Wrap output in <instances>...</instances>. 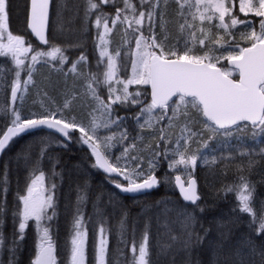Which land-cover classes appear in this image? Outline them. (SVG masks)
<instances>
[{
    "label": "snow or ice",
    "instance_id": "snow-or-ice-1",
    "mask_svg": "<svg viewBox=\"0 0 264 264\" xmlns=\"http://www.w3.org/2000/svg\"><path fill=\"white\" fill-rule=\"evenodd\" d=\"M173 3L177 6V16L180 18L175 37L171 36L166 27L167 9ZM237 3L239 13L244 17L259 18L258 30L252 20L233 15ZM106 5L115 9L114 15L104 10L103 6ZM9 7L10 0H0V58L11 62L12 67H6L8 73L15 69L14 79L4 81L10 88L12 106L5 111V129L0 131V155L19 136L40 129L49 131L46 134L48 139L40 140L39 155L33 163H30V147L18 154L17 164L22 159L29 173L24 193H16L19 206L14 205L12 209L14 224L16 217H19V235L14 233L11 245L7 246L10 253L7 264H13L14 253L20 246L19 241L24 239L29 221H34L39 239L32 264H62L51 234L54 227L51 222L59 216L55 197L57 185L51 179L46 183V175L41 166L48 149L54 143L67 147L73 140H78L90 149L91 157L94 158L91 166L107 174L106 179L121 193L135 196L149 192L162 183H171L172 179L167 173L163 177L156 175L162 162H167L169 171L173 173L178 168L182 169L181 174L175 175V187L183 201L195 207L191 211H176L172 223L179 224V235H170L171 228L165 222V227L169 229L166 234L170 235L171 243L164 245L161 254L166 256L168 249L177 244L190 250L192 246L202 243L203 237L195 231L197 217L194 214L196 210L204 211L197 203L201 199L195 178L198 160L211 169L218 159L227 158L223 150L217 156L215 149L210 147V142L218 136L225 138L220 142L221 149L232 147L229 138L237 132L250 130L257 144L261 143L258 138L264 137V0H85L81 39L86 36L88 21L94 15L93 27L98 30L96 47L100 57L97 70L88 73L78 71V65L88 64V57L84 53L64 71V65L69 63V56L65 54L67 49L81 46L80 39L72 44L57 43L60 39H67L59 26L66 7L65 0L56 3L54 0H30L27 28L45 48L34 45L31 40L10 30ZM50 10L54 11L56 17L52 22L51 34ZM214 21L218 23L213 24ZM118 24L126 26L122 29L121 45L114 52H109L108 38ZM238 25L244 27L239 32L230 31ZM157 27L159 32L156 31ZM213 28L223 29V35L213 34ZM132 44L134 49L130 47ZM101 64L104 66L102 70L99 67ZM129 64L130 75L121 76V71L127 73ZM38 65L64 71L65 76L73 73L87 77L83 95L90 97L93 102L89 105V122L77 119L72 113L70 100L61 108L22 116L16 102H22L29 85H35L33 73L38 71ZM22 72L26 73L23 80ZM131 86H135L133 91H129ZM100 87L107 90L106 101L98 94ZM148 97L150 101L145 103ZM113 105H140L139 112L133 117L139 129L141 132L154 129V138L164 142L163 148L157 143L156 150L148 159L147 169L142 166L143 159L133 154L137 147L135 139L141 137L138 134L125 145L124 142L129 139L128 130L124 126L126 117L116 115ZM65 109L68 110L67 114ZM96 113L103 119L98 120ZM141 117H144L142 123ZM164 121L167 123L162 124ZM176 125L180 127V135L173 142L168 129ZM197 125L202 127L197 128ZM169 143L174 146L169 148ZM193 143L198 145L194 150L191 149ZM116 147L122 149L119 155L111 152ZM252 153L264 158V146L240 152V155L249 157V167L254 163ZM228 155L231 156V152ZM113 174L122 179L114 178ZM58 175L60 173L53 166L52 176ZM238 179L239 183L226 186L223 191L236 193L238 204L232 209L233 213L247 214L251 218L248 221L249 228L256 236H262L264 201L260 202L257 210L254 204L255 185L246 176L241 175ZM123 181H127V184ZM8 190V166L5 165L3 174H0V225L7 211ZM77 192L76 208L70 223V247L66 241L64 262L89 264L88 228L80 207L87 200V181L77 187ZM114 195L109 196L110 204L114 203ZM171 211L167 206L164 209L166 216ZM239 219L236 216L230 222ZM123 227L124 219L121 220ZM222 237L227 239V233H223ZM2 247L6 245L3 233L0 232ZM219 247H223V242ZM244 247L248 248L247 257L237 248L232 254L236 257L235 264H256V256L260 257L259 264H264V249L258 248L251 239L244 242ZM131 253L130 259H117L124 257L122 249L114 250L110 256L108 235L101 223L97 242L92 246L91 264H154L149 249L147 224L138 249L134 244ZM223 259L228 264L231 255L225 254ZM0 264L4 262L0 261Z\"/></svg>",
    "mask_w": 264,
    "mask_h": 264
},
{
    "label": "trees",
    "instance_id": "trees-1",
    "mask_svg": "<svg viewBox=\"0 0 264 264\" xmlns=\"http://www.w3.org/2000/svg\"><path fill=\"white\" fill-rule=\"evenodd\" d=\"M65 1V4L67 3V6L70 7L74 4L75 0ZM54 3H56V0H54ZM27 12L28 0H10L9 28L13 33L23 35L26 40H31L32 43L36 45L26 30ZM81 14L82 10L79 9L78 21L76 20L72 26L69 24L68 20L73 18L72 16L74 13L70 11V13L65 16V24L62 23V31L65 33L64 36L73 38V41H70L71 44L75 43L78 39H83V41H81V46L77 47L76 50L71 48L68 54L76 55V53H84L88 57L90 67H94L97 58L94 51V40H92V26L87 24L88 31L86 36L81 39V29L83 25V22L82 24L79 22ZM53 17L54 11L51 10L50 34ZM77 27L80 29H77ZM69 32L72 34H69ZM28 115L30 114L27 113V116ZM4 126L5 124L0 121V131H3ZM41 139H48L46 133L37 132L16 139L10 144L0 158V174H3L5 165H7L9 178L7 211L4 213L3 223L0 225V232L3 233L6 245V247L0 248V261H3L4 264H7L10 259L7 246L11 245L13 234L19 235V217H16V223L14 224L12 216L13 206H19V202L16 200V193L18 191L21 194L24 193L29 173V169L25 167L22 159L19 164H17L18 154L30 147V163H33L38 158ZM86 156L83 147L74 144H69L67 147H60L54 143L48 149L47 156L42 161L41 167L46 175V183L51 179L57 185L55 197L59 216L57 220L51 222L54 224L51 234L57 244V252L61 257L62 264L64 262V256L66 255L64 246L66 241L69 242L70 223L76 208V199L78 196L77 187L82 186L85 181L88 183L87 200L82 203L80 207L84 213L88 231H93L91 225L100 227L101 223H103L105 231L108 233L110 256L113 254L114 250L122 249L124 257H117V259H130L132 256L131 248L134 244L136 247L139 246L146 224L148 225L149 249L154 264H225L223 256L225 254L232 255L233 248H231V246L233 247L234 245H228L229 243L227 242L223 243V247L220 248L221 239H217V231L212 230L209 222L212 217L210 215L216 212L218 208H222L223 205L225 206L232 201L238 204L236 193H225L223 189L226 186L239 183L238 178L240 176H227L226 180L223 181V176L218 173L222 171L219 167H216L218 172L213 170L207 171V169L204 168L205 177L203 180H198V191L201 197L198 204L204 211L200 212L196 210L194 213L197 217L195 231L203 237V242L192 246L190 250H186L177 244L173 248L168 249V253L165 256L162 255L161 252L164 245L171 243L170 235H179L181 232L179 224L172 223V220L176 218V211L179 209H189V211H191L194 207L184 205L179 200L173 187L168 183H162L155 191L148 194L146 198L140 197L138 200L134 201L124 200L110 204L108 202L109 200H106V197L109 198L111 191L109 188L106 189L102 186V183L99 182V175L93 170H89ZM262 160H264V158L261 157L251 168L253 169V175H251V172L247 170V168L245 170L243 169L244 175L247 179L250 177L252 179V182H250L255 185V194L258 196L257 204L264 201V161L262 162ZM53 166L55 167V171L60 173V175L52 176ZM97 197H99V201H97ZM165 201H167V203L170 202L169 204L171 206L169 209H172L171 212L167 213V216L161 206ZM259 208L260 205L258 206V209ZM97 209L99 210L97 211ZM157 216L161 219L157 220ZM162 218L164 219L163 221ZM122 219H124L123 228H121ZM250 219L251 218L246 220L241 219V221L233 223V225L236 228H241L246 225V221ZM166 221L171 228L170 235L166 234L169 231L168 227H162L165 225ZM205 230H207L206 235ZM219 233L218 234L222 237L221 234L226 233V231ZM90 238L91 236L88 242L89 264H91L93 246ZM37 244L38 240L34 221H29L24 233V239L19 241L20 246L14 253L13 264H32L37 252ZM254 259L256 264H259L260 257L257 258L256 256Z\"/></svg>",
    "mask_w": 264,
    "mask_h": 264
},
{
    "label": "rangeland",
    "instance_id": "rangeland-1",
    "mask_svg": "<svg viewBox=\"0 0 264 264\" xmlns=\"http://www.w3.org/2000/svg\"><path fill=\"white\" fill-rule=\"evenodd\" d=\"M58 2V0H57ZM66 2V1H65ZM81 1L80 0H75L74 4L65 7L64 13H63V19L60 21L59 26L61 27V23L63 21V24H65V16L67 14L70 13V11H73V13L75 14L72 16L73 18H71V20H68L69 24L73 26L74 20H76L77 17V10H76V6H80ZM122 6V5H121ZM104 10L106 12L111 13L112 15H114L115 9L111 6V5H106L103 6ZM237 7V11L234 14V9H233V15L238 16L240 19H243V14L239 13V6L238 3L236 4ZM65 14V16H64ZM228 18L226 17V20ZM56 20L55 14L53 17V21ZM91 26H92V32L94 33V49L96 51V57L99 60V50L97 49L96 45L98 43V39H97V29L95 27H93V20H94V15H93V19ZM166 20H167V30L168 32L171 34V36L175 37L178 34V20H180V18L177 16V6L173 3L170 4V6L167 9V13H166ZM182 22V21H181ZM158 25H159V20L157 21ZM197 23H199L197 21ZM218 23V21H214L213 24ZM207 24V22H206ZM111 26V24H110ZM243 25H238L235 29H230V31H234L236 32V30H240L239 27H242ZM126 27L124 25H120L118 24L115 28V30L113 31V33L111 34V36L108 38L110 40V43L108 44V50L109 52H114V50L118 47H120L121 45V37L123 35V31L122 29ZM77 29H80L79 27H77ZM99 31H102V29H100ZM157 32L160 31L159 27H157L156 29ZM213 34L216 33H221V35H223V29H216L213 28L212 29ZM69 34H72L71 32H69ZM199 36V33L197 34ZM227 38V37H226ZM83 41V39L81 40ZM131 48L134 49V44L130 45ZM124 50L122 49V52ZM219 51H223V49H219ZM65 54L67 56L68 55V51L65 52ZM78 58V56H69V63L64 65V71H66L70 66H71V62L73 60H76ZM106 59V58H105ZM128 59H130V57H128ZM40 65L37 66V68ZM6 67H12L11 62L6 60L5 58H0V121L1 119L4 120L3 123L6 122V117H5V111L8 110L10 108V106H8V99H7V91H10V88L7 86V84L4 82L5 80H7L8 82H10L12 79H14V71L15 69L13 68V72L12 73H8L6 71ZM88 67V65H84V64H80L78 65V71L81 73H86L84 72L83 69H86ZM101 67H104L103 64H101ZM130 69V64L128 65V68ZM131 70V69H130ZM129 70V72H130ZM64 71H57L54 70L52 67L49 66H42L41 68L38 69L37 72L33 73V78L35 80V85H29L28 91L24 94L23 97V101H17L16 104L19 107V110L21 112V108L23 106V110H25L26 113H33V112H39V111H43L45 109H56V108H60L58 106V104L62 107L64 105L65 102L67 101H71V108H72V113L77 117V119L79 120H84L85 121V98L86 96L83 95V93L85 92V86H84V82L83 79L85 80V76H80V75H75L73 73H68L69 76H65L64 75ZM21 75H23V79L26 78V73L22 72ZM22 79V80H23ZM117 87H120L119 85H117ZM77 93L75 95V99H73L72 97L73 94L72 93ZM72 94V95H71ZM71 95V97H70ZM67 109H65V114H67ZM22 116L23 113L21 112ZM198 118V117H197ZM199 119V118H198ZM86 122V121H85ZM176 126L168 129V135L170 137V139L174 142L175 139L180 135V130L176 131L175 129ZM202 127L201 125H197V128ZM148 137L149 139H153V141H155V145H157V143H160V141H158V139L154 138L156 136V132L154 129L152 130H148ZM78 136V134H76ZM207 135V133L205 134V136ZM225 138L224 137H220L218 136L215 140L210 142V147H213L215 149V154L217 156L220 155L221 150H223L225 157H227L226 159H218V162L215 165L211 166V169L208 165H202V161L198 160L197 165L199 167H203L205 169H207V171L209 170H213V171H217L216 167H219L222 171L218 172L219 174H221L223 176V181L226 180L227 176H232V175H238V176H245L243 169L245 170L247 168V170H249L251 172V175H253V169H251L254 165L255 162L259 159H261V156L256 155L255 153H252V159L254 160V163L251 165V167L248 166V160L249 157L248 156H242L240 155L241 151H248L249 148H259L261 146H264V137H260L258 138L261 143L257 144L254 143L252 134L250 130L244 131V132H237L234 133V136L232 138H229V141L231 143V148L228 147H224L223 149H221V141H223ZM77 142V144L79 146H84L81 143L78 142V140H75ZM163 145L165 146L164 142ZM174 144L173 143H169L168 147L171 148L173 147ZM198 147V145H196L195 143H193L191 145V149H196ZM207 151V150H205ZM140 152H143L140 150ZM231 152V156L228 155V153ZM139 150L138 148L133 150V154L138 155ZM145 156H141V158L143 159V167L145 169H147V162L148 159L151 158V153L149 151H145L143 152ZM264 160H262L263 162ZM164 166V169H167L169 174H172L173 172L169 171L168 166H167V162H162V164ZM161 167V166H160ZM179 170V168L176 170V172ZM183 171V170H181ZM249 181L252 182V179L249 177L248 179ZM256 192V191H255ZM257 195L254 194V204L255 207L258 209V206L260 204H257ZM116 203V202H114ZM170 203V202H169ZM169 203H167V201H165V203H162V209L164 210L165 207L167 206L168 208L171 206ZM236 202H229L228 204H226L225 206L223 205L222 208H218V210L214 213H212L210 216V225L213 231H217V239H222L220 240L223 243H229V245H234L233 247L231 246V248H233V253L236 251L237 248H240L242 254L246 257L248 254V248L244 247V242L251 239L252 243H254L258 248H262L264 249V235L262 236H256L255 233L249 228L248 226V220L246 221V225H244L241 228H236L232 222H230L234 217L239 216L240 219L238 221H241V219H248L250 218L247 214H242V213H233L232 209L234 207H236ZM224 209V210H223ZM224 213V214H223ZM214 214V215H213ZM228 216V217H227ZM222 217V218H221ZM220 218V219H219ZM157 220L161 219L159 216L156 217ZM164 219L162 218V221ZM224 220V221H223ZM226 221V222H225ZM238 221L234 222V223H238ZM227 223V224H226ZM229 228H228V226ZM223 226V227H222ZM162 227L165 228V225H163ZM220 228V229H219ZM236 228V229H234ZM91 229H93V231L91 232V237H92V243L94 244L95 242H97L98 239V233H99V227H95V225H91ZM219 232H225L227 233V239H224L223 237H221L219 234ZM107 233V232H106ZM36 234H37V240L39 243V239H38V233L36 230ZM246 234V235H245ZM251 235V236H250ZM234 241V242H233ZM257 241V242H256ZM69 247H70V241H69ZM139 247V246H138ZM137 247V249H138ZM236 248V249H235ZM232 253V254H233ZM257 258H259V256H257ZM235 260L236 257L234 255H231V259L229 260L228 264H235ZM92 261V259H91ZM63 264H66V262H63Z\"/></svg>",
    "mask_w": 264,
    "mask_h": 264
},
{
    "label": "flooded vegetation",
    "instance_id": "flooded-vegetation-1",
    "mask_svg": "<svg viewBox=\"0 0 264 264\" xmlns=\"http://www.w3.org/2000/svg\"><path fill=\"white\" fill-rule=\"evenodd\" d=\"M66 6H67V3H66ZM84 8H85V3H84ZM236 9H237V7L234 8V14L237 11ZM243 18L245 20H252L255 23V26L257 27V30H258V28H259V25H258L259 18H257V17H251V16H249V17H243ZM62 23H63V21H62ZM91 23H92V20L90 19L88 21V24L91 25ZM243 27H244V25L242 27H239V28L242 29ZM62 28L63 27L61 25V30H62ZM232 32H235V30L232 31ZM236 32H239V30H236ZM63 34H65V33H63ZM19 35H21V34H19ZM65 37H67V39H60V40L57 41V43L60 44V45H64L63 42H61V40H64V41H73V38L72 37H68V36H65ZM92 38L94 39V33L92 34ZM237 39H239L238 36H237ZM93 45H94V43H93ZM95 53H96V51H95ZM122 57H123V52H122ZM97 61H98V59H97ZM97 61L95 62L94 67H90L89 60H88V64H87L88 67L86 69H83L84 72L88 73L90 70L91 71H96L97 70ZM225 64H226V62H225ZM99 67H100L101 70L103 69V67H101V65ZM129 70L130 69H127V73H125L124 71H121L120 75L121 76H123L125 74L130 75ZM67 76L71 77L70 75H67ZM21 79H23V75H21ZM83 81H85L84 82V86H85V91H86V81H87V77L86 76H85V80L83 79ZM134 87L135 86H131L129 88V91H133ZM72 94L75 97V95L77 93L75 92V93H72ZM98 94H100L105 99V101L107 100V95L108 94H107V90L105 88H103V87L98 88ZM18 95H19V93H18ZM71 95H70V97H71ZM7 99H8V106L11 107L12 106V103H10V91H7ZM149 101H150V97H148L147 100H145V103H148ZM92 103L93 102H92V100H91L90 97H86L85 98V104H86L85 105V109H86L85 110V112H86L85 113V121H86V123L89 122L90 119H91V116L89 114L90 113L89 105H91ZM58 106L61 108V106L59 104H58ZM140 107H141L140 105H134V106H129V107H121L120 105H113V108L115 109L116 115L126 117V119L124 121V126L128 130L129 139L124 142L125 145L128 144V143H130V142H132L133 139L138 136V134L141 137V138L135 139V143H136V146H137L136 148H138V150H139L138 156L141 157V156H145L144 153H143L145 151H149L151 153V155H152L153 151L156 150V145H155V141H153V139H151V138L149 139V137H148V133H149L148 130H152V129H145L143 132H141V130L139 129V127L137 125L136 120L133 118L139 112ZM95 115L97 116L98 120H102L103 119V117L100 116L99 113H96ZM143 119H144V117H141V123L143 122ZM166 123H167V121L162 122V124H166ZM160 126H162V125H157L156 127H160ZM175 129H176V131L180 130L179 125H176ZM105 131H107V130H105ZM76 143L77 142L75 140H73L69 144H74L75 145ZM159 144H160V148H163L164 147L162 141H160ZM84 150H85L86 155H87L86 156L87 157V163H88L87 165H88L89 170L90 171L93 170L97 175H99V182L102 183V186L105 187L106 189L109 188L110 191H111V194H115L113 196L114 202L117 203L118 201H124V200L134 201V200H138L140 197H142V198H146L147 197L146 195L145 196L136 197V198H126V197L120 196L118 194V189H116L113 186V184L110 183L108 179H106V175L107 174H105L102 170H97L96 168H94V167L91 166L92 163H94V158L91 157L90 149H88L86 145H84ZM121 150L122 149L120 147H116V148H113L111 150V152H112L113 155H119L120 152H121ZM140 150L143 151V152H140ZM181 170L182 169H179L177 172L172 173V174H169L168 171H167V169H164V168H161L160 167L157 170L156 175H157V177H163L167 173V175L170 176L171 179H172L173 176H175L177 174H181L182 173ZM204 173H205L204 168L203 167H199L197 165V168H196V171H195V178L197 180V187H198V180L199 179L203 180V178L205 177ZM113 176L116 179H122L120 177H115V174H113ZM183 178L184 177L182 176V179ZM123 183L124 184H127V181H123ZM168 184H170L172 186L173 185V181L171 183H168ZM106 200H109V198L106 197Z\"/></svg>",
    "mask_w": 264,
    "mask_h": 264
},
{
    "label": "water",
    "instance_id": "water-1",
    "mask_svg": "<svg viewBox=\"0 0 264 264\" xmlns=\"http://www.w3.org/2000/svg\"><path fill=\"white\" fill-rule=\"evenodd\" d=\"M29 12H30V0H29V2H28V14H27V20H28ZM26 26H27V21H26ZM27 31H28L29 35L34 39V41H35L39 46H41V47H45L44 45H40L39 42L35 39V37L32 36L30 29L27 28ZM10 102H11V99H10ZM11 103H12V102H11ZM37 131L48 132L49 130H47V129H40V130H37ZM29 134H30V133H29ZM25 135H27V134H25ZM25 135H22V136H25ZM56 135L58 136V134H56ZM19 137H21V136H19ZM19 137H17V138H19ZM15 139H16V138H15ZM61 139H63V138L61 137ZM6 149H7V148H6ZM1 156H2V155H0V157H1ZM173 186H174L175 191H176V193H177V195H178V197H179V199H180V201H181L182 203H184L185 205L194 206V205H192V204H190V203H187V202L183 201L182 197L180 196V193H179L178 188L175 187V176L173 177ZM155 189H156V188H155ZM155 189H152V190L149 191V192H145V193L137 194V195H135V196H133V195H131V194L121 193L120 191H119V194H120L121 196H124V197H130V198H133V197H137V196H140V195H144V194L150 193V192L154 191ZM197 202H198V201H197Z\"/></svg>",
    "mask_w": 264,
    "mask_h": 264
},
{
    "label": "bare ground",
    "instance_id": "bare-ground-1",
    "mask_svg": "<svg viewBox=\"0 0 264 264\" xmlns=\"http://www.w3.org/2000/svg\"><path fill=\"white\" fill-rule=\"evenodd\" d=\"M263 171V170H262ZM263 173V172H262ZM263 176V175H262ZM204 184V183H203ZM206 185V184H205ZM205 188V187H204ZM222 189V188H221ZM259 189H260V187H259ZM258 189V190H259ZM256 191V190H255ZM64 192V191H63ZM201 202V201H200ZM208 202V201H207ZM216 202V201H215ZM207 204V203H206ZM210 204V203H209ZM137 207V206H136ZM189 210V209H188ZM224 210V209H223ZM214 211V210H213ZM143 214H144V212H143ZM204 214V213H203ZM215 214V213H214ZM213 214V215H214ZM224 214V213H223ZM205 215V214H204ZM112 217V216H111ZM137 217V216H136ZM228 217V216H227ZM222 218V217H221ZM209 219H210V217H209ZM208 219V220H209ZM220 219V218H219ZM115 220V219H114ZM155 220V219H154ZM224 221V220H223ZM226 222V221H225ZM227 224V223H226ZM198 225H200V224H198ZM228 226V225H227ZM238 226V225H237ZM156 227V226H155ZM203 227V226H202ZM223 227V226H222ZM154 228V227H153ZM210 228V227H209ZM213 228V227H212ZM228 228H229V226H228ZM220 229V228H219ZM234 229H236V228H234ZM141 230V229H140ZM203 233V232H202ZM218 233H219V231H218ZM214 234V233H213ZM216 234V233H215ZM220 234V233H219ZM222 235V234H221ZM246 235V234H245ZM208 236V235H207ZM228 236V235H227ZM251 236V235H250ZM229 237V236H228ZM259 237V236H258ZM216 239V238H215ZM221 239V238H220ZM222 240V239H221ZM214 241V240H213ZM234 242V241H233ZM257 242V241H256ZM229 245V244H228ZM236 249V248H235Z\"/></svg>",
    "mask_w": 264,
    "mask_h": 264
}]
</instances>
